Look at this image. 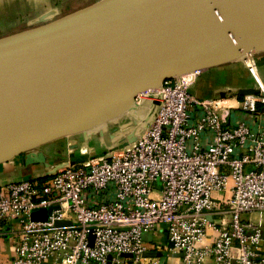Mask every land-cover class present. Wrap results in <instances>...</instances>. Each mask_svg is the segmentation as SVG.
Listing matches in <instances>:
<instances>
[{
  "label": "built area",
  "instance_id": "built-area-1",
  "mask_svg": "<svg viewBox=\"0 0 264 264\" xmlns=\"http://www.w3.org/2000/svg\"><path fill=\"white\" fill-rule=\"evenodd\" d=\"M243 64L256 95L226 87L198 99L189 89L202 71L167 80L136 99L149 103L143 117L109 124L103 154L76 142L44 181L0 184V232L16 227L13 264H143L145 236L163 227L180 264H264V82L255 57ZM237 112L246 117L231 124ZM41 209L47 220H32Z\"/></svg>",
  "mask_w": 264,
  "mask_h": 264
},
{
  "label": "water",
  "instance_id": "water-1",
  "mask_svg": "<svg viewBox=\"0 0 264 264\" xmlns=\"http://www.w3.org/2000/svg\"><path fill=\"white\" fill-rule=\"evenodd\" d=\"M262 52L264 0H100L0 38V164L27 154L26 166L48 167L34 150L80 134L106 138L110 123L140 118V94ZM136 138L134 131L127 143ZM47 218L32 214L34 221ZM145 256L165 261L163 253Z\"/></svg>",
  "mask_w": 264,
  "mask_h": 264
},
{
  "label": "crops",
  "instance_id": "crops-1",
  "mask_svg": "<svg viewBox=\"0 0 264 264\" xmlns=\"http://www.w3.org/2000/svg\"><path fill=\"white\" fill-rule=\"evenodd\" d=\"M98 1L100 0H0V38L48 24ZM255 60L260 77L264 82V52L256 55ZM226 87L235 89H254L256 87L243 62L236 61L204 71L197 82L190 87L189 92L198 99L207 100L218 96ZM245 117L243 113H234L231 124H235L234 122ZM94 138H91L90 142L96 147L98 153L103 154L109 149L110 142L108 139L106 140L107 137ZM103 139L105 143L109 144L105 145L100 141ZM83 141H86L84 135L65 137L37 148L32 154L42 153L46 162L59 163L69 157V148L74 143ZM26 158L27 154H22L7 163L0 164V184L24 179L44 181L46 179L45 165L40 163L26 166ZM37 212L49 216L51 210L41 209ZM1 225L0 264H13L16 244L13 230L16 227L11 222H3ZM163 228L158 229L153 234L146 235L145 243L151 253H163L165 257L163 264H180L182 256L170 250V242ZM152 258L148 257L143 264H150ZM47 264L54 263L48 262ZM207 264H214V262L209 260Z\"/></svg>",
  "mask_w": 264,
  "mask_h": 264
},
{
  "label": "rangeland",
  "instance_id": "rangeland-1",
  "mask_svg": "<svg viewBox=\"0 0 264 264\" xmlns=\"http://www.w3.org/2000/svg\"><path fill=\"white\" fill-rule=\"evenodd\" d=\"M155 92H152V93H150V95H152V94H154ZM147 106L149 107V103L147 104ZM146 106V107H147ZM146 114V110H145V108H142L140 111H138V115H140L141 117H143L144 115ZM107 129V131H108V134L109 133H112V131L110 130L109 131V129L108 128H106ZM104 132H106L105 131V129H104ZM80 135H83V134H80ZM96 138V139H98V138H101L102 139V136H101V134H99V133H97V134H94V135H92V137L91 138ZM94 138V139H95ZM108 138H106V140H107ZM100 141H102L103 143H105L104 142V139L103 140H100ZM109 141V140H108ZM110 142V141H109ZM109 143H105V145H108ZM109 147H110V144L108 145Z\"/></svg>",
  "mask_w": 264,
  "mask_h": 264
},
{
  "label": "bare ground",
  "instance_id": "bare-ground-1",
  "mask_svg": "<svg viewBox=\"0 0 264 264\" xmlns=\"http://www.w3.org/2000/svg\"><path fill=\"white\" fill-rule=\"evenodd\" d=\"M158 89H155V90H148V91H146V92H144V93H142L141 95H148V94H150V93H152V92H155V91H157ZM109 134L107 133V138H108V140H109ZM113 137H115V136H113Z\"/></svg>",
  "mask_w": 264,
  "mask_h": 264
}]
</instances>
